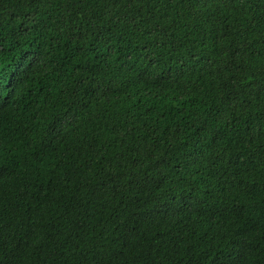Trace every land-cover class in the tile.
Masks as SVG:
<instances>
[{
    "label": "trees",
    "instance_id": "obj_1",
    "mask_svg": "<svg viewBox=\"0 0 264 264\" xmlns=\"http://www.w3.org/2000/svg\"><path fill=\"white\" fill-rule=\"evenodd\" d=\"M0 264H264V0H0Z\"/></svg>",
    "mask_w": 264,
    "mask_h": 264
}]
</instances>
